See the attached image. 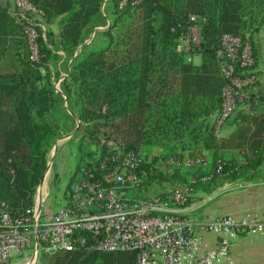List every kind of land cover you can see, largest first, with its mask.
I'll return each instance as SVG.
<instances>
[{
  "label": "trees",
  "instance_id": "obj_1",
  "mask_svg": "<svg viewBox=\"0 0 264 264\" xmlns=\"http://www.w3.org/2000/svg\"><path fill=\"white\" fill-rule=\"evenodd\" d=\"M117 2L34 0L42 11L44 32L42 36L38 29L33 59L7 2L0 0V200L10 212H20L32 202L47 154L62 134L63 95L78 120L75 175L85 165L83 157L96 166L102 161L106 168L118 159L112 149L98 145L100 136L116 140L121 152H137L134 170L141 176L140 186L160 194L180 183H188L194 191H209L220 180L213 174L218 167L228 172L227 180L251 178L264 161V87L257 80V95L240 102L244 109L235 107L228 134L219 136L213 123L224 83L214 53L219 37L224 32L247 37L253 64L242 73H256L254 37L264 26V0H140L121 8ZM190 14L205 18L199 42L190 52L198 54L197 63L175 50ZM49 23L56 25V31ZM96 26L101 28L93 29ZM92 30L101 35L94 46L90 39L83 42ZM58 50L67 58L75 50L59 91L48 66L51 58L59 57ZM84 142L97 151L83 148ZM152 149L155 154L149 159ZM237 152L251 156L239 162ZM195 153L207 157V163L173 164L169 171L154 168L156 158L180 160ZM208 174L211 177L203 180ZM88 243L41 252L37 261L135 264V251H103Z\"/></svg>",
  "mask_w": 264,
  "mask_h": 264
},
{
  "label": "built area",
  "instance_id": "obj_2",
  "mask_svg": "<svg viewBox=\"0 0 264 264\" xmlns=\"http://www.w3.org/2000/svg\"><path fill=\"white\" fill-rule=\"evenodd\" d=\"M11 1L10 13L24 34L30 57L34 59L38 29L40 35L43 36L44 32L42 11L34 0ZM139 1L118 0L117 6L121 8ZM204 20L203 15L190 14L185 32L178 37L175 50L187 53L188 60L196 54L190 52L199 42V30ZM91 35L83 42H87ZM214 53L224 79L220 106L213 119L217 133V128L238 103L257 95L258 86L256 73L252 70L242 73L244 68L248 70L253 64L247 37L224 32ZM62 76L60 73L58 81ZM98 145L112 149L118 159L107 168L102 161L96 166L90 158L85 159V165L79 167L65 190L63 204L56 209L40 208L47 195L45 179L54 144L41 179L34 188L30 206L12 213L0 200V264H34L41 252L74 249L85 240H89L88 247L98 250L135 251V264H224L228 261L231 239L238 232H264V216L250 212L239 217L230 214L201 218L186 216L196 192L188 183L173 185L162 194L154 192L141 198L127 195L128 190L140 186L141 176L134 170L139 154L131 150L121 152L116 140L103 136L98 138ZM94 149L97 151V147ZM248 155L251 156L237 152L235 158L243 162ZM158 162L165 167L164 171H169L173 164L205 165L207 157L195 153L183 155L180 160L167 157L158 159ZM259 166L264 168V161ZM94 169L100 170L98 174ZM227 173L218 167L213 174L225 177ZM203 233L212 234L213 243L204 238ZM25 249L30 250L28 257L9 263L12 256L21 255Z\"/></svg>",
  "mask_w": 264,
  "mask_h": 264
},
{
  "label": "rangeland",
  "instance_id": "obj_3",
  "mask_svg": "<svg viewBox=\"0 0 264 264\" xmlns=\"http://www.w3.org/2000/svg\"><path fill=\"white\" fill-rule=\"evenodd\" d=\"M50 29H52L53 31H56V25L54 23H49L47 25ZM101 28V26H96V28ZM261 33L257 35V37H254V44L257 42H262V44L260 45H264V26L261 29ZM91 32V31H90ZM93 32V30H92ZM90 33L88 34L89 37ZM101 40V35H99V33H92L91 37H90V45H96L97 43H99V41ZM57 54L59 55V57H56L54 59H50L48 66H49V70L52 73V76H54V78L52 79L53 81V86L56 88L60 87V79L58 81L59 78V74L62 73L63 76L65 75V70L68 66V62L70 61V58L73 56V52L71 53L70 57L67 58V55L64 51L58 50ZM262 55L264 56V51L262 53ZM196 60V57H194L193 61ZM264 60V59H263ZM62 76V77H63ZM264 87V85H261ZM62 113L64 118L63 120V124L61 126V132L62 134L60 136H58L57 138H55L53 144L55 146L54 151L52 152V157H51V163H50V167H49V171L47 173L45 182L47 185V195L45 196V198L43 199L40 208L42 210L46 209V208H53L56 209L58 206L62 205L64 202V193L66 190V187L70 181V179L74 178V176L71 175H75V169H76V165L79 159V149H78V138H79V133H74L75 129L78 125V120L74 117V114L71 112V110L68 108L66 101H65V96L63 95V101H62ZM236 108L239 109H244L245 105L244 104H239L236 105ZM236 108L233 109L232 112H234L236 110ZM232 112L229 114V116L225 119V121L218 127V135L219 136H225L232 128H233V123L232 122H228L230 120V116L232 114ZM68 113L71 115H68ZM89 148V149H93L95 148L94 145L91 144H86L85 142L83 143V148ZM153 154H155V152H153V149L151 151V153L148 155V158L150 159L152 156H154ZM50 156V152L47 154V157L49 158ZM83 161L86 159V157L82 158ZM157 161V163H156ZM157 164V165H156ZM154 168L155 170H165V167L162 166L159 162L158 159H155V163H154ZM220 180L217 181V184L215 185L216 187L221 185V186H225L226 183V176L225 177H218ZM71 183V181H70ZM69 183V185H70ZM171 186H167V189H165V192H167L169 190ZM153 191H148L146 189H144V187L141 185L137 188H133L131 190L127 191V195L129 196H134L137 198H141V197H145V196H149L151 194H153ZM205 193H207V191L203 190V189H197L196 192H194L193 194V198L195 199L197 198H201L200 196H202L203 198L205 197ZM203 209V206H199L196 207L195 210H191V211H186L185 215L188 217H195V218H201V217H206V216H202L201 211ZM30 253L29 249H25L21 255L19 256H12L9 260V263H15L18 261L23 260L24 258L28 257ZM34 264H39V261H36Z\"/></svg>",
  "mask_w": 264,
  "mask_h": 264
},
{
  "label": "crops",
  "instance_id": "obj_4",
  "mask_svg": "<svg viewBox=\"0 0 264 264\" xmlns=\"http://www.w3.org/2000/svg\"><path fill=\"white\" fill-rule=\"evenodd\" d=\"M5 1L10 11L12 1ZM93 29H98V27ZM92 33L91 31L90 34ZM260 44L262 42L256 43L257 64L254 69L258 83L264 85V56L262 55L264 45ZM194 57H196L195 61H193ZM191 59L197 63L199 61L198 54H193ZM204 195V198L200 196L201 198L193 199L192 206L187 211L203 206L201 214L206 217L217 214H230L239 217L244 212L264 216V168L259 166L255 171V176L251 178L226 180L225 186H214ZM203 236L213 243L212 234L203 233ZM224 264H264V232H238L231 239L228 261Z\"/></svg>",
  "mask_w": 264,
  "mask_h": 264
},
{
  "label": "water",
  "instance_id": "obj_5",
  "mask_svg": "<svg viewBox=\"0 0 264 264\" xmlns=\"http://www.w3.org/2000/svg\"><path fill=\"white\" fill-rule=\"evenodd\" d=\"M106 27V26H105ZM54 149H55V146H54V148L52 147V152L54 151Z\"/></svg>",
  "mask_w": 264,
  "mask_h": 264
}]
</instances>
